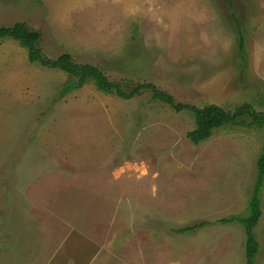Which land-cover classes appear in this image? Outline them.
Wrapping results in <instances>:
<instances>
[{"label": "rangeland", "instance_id": "1", "mask_svg": "<svg viewBox=\"0 0 264 264\" xmlns=\"http://www.w3.org/2000/svg\"><path fill=\"white\" fill-rule=\"evenodd\" d=\"M16 21L48 57L182 103L264 110V0H0V26ZM66 78L0 39V264H245L242 225L214 220L245 211L264 130L227 125L193 144L192 115L149 90L60 96Z\"/></svg>", "mask_w": 264, "mask_h": 264}, {"label": "trees", "instance_id": "2", "mask_svg": "<svg viewBox=\"0 0 264 264\" xmlns=\"http://www.w3.org/2000/svg\"><path fill=\"white\" fill-rule=\"evenodd\" d=\"M9 37L19 46L26 49L27 59L30 63H37L43 67L59 69L67 74V78L59 89V95L64 96L69 92L81 88L86 83L92 82L95 88L107 95H114L122 99H131L144 90L151 92V97L167 104L176 112L188 111L194 119V127L186 132V137L193 143L211 137L214 130L227 125H241L257 127L264 130V110L259 111L249 102H243L232 110L220 105L210 103L202 107L194 104L175 101L167 91L157 87L151 82H138L132 79H112L98 66L91 63L77 62L69 52H63L55 58L43 54L39 47L41 32L30 28L24 21H16L10 25L0 26V39ZM239 51L245 60L243 38H239ZM264 186V145L257 160L254 181L247 199L244 212L232 213L214 220L218 224L239 223L244 232V258L245 264H256L260 244L257 240L255 228L262 215L261 191ZM211 222H200L184 225L173 229L176 233H185L197 228H202Z\"/></svg>", "mask_w": 264, "mask_h": 264}]
</instances>
